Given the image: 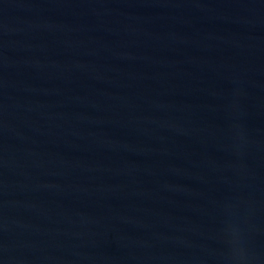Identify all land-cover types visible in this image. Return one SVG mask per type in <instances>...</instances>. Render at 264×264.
Masks as SVG:
<instances>
[{"label":"water","instance_id":"1","mask_svg":"<svg viewBox=\"0 0 264 264\" xmlns=\"http://www.w3.org/2000/svg\"><path fill=\"white\" fill-rule=\"evenodd\" d=\"M0 264H264V0H0Z\"/></svg>","mask_w":264,"mask_h":264}]
</instances>
